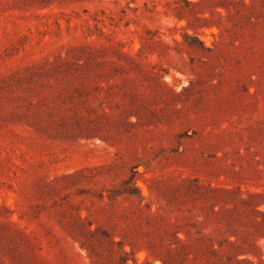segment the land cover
Here are the masks:
<instances>
[{
    "label": "rangeland",
    "instance_id": "obj_1",
    "mask_svg": "<svg viewBox=\"0 0 264 264\" xmlns=\"http://www.w3.org/2000/svg\"><path fill=\"white\" fill-rule=\"evenodd\" d=\"M0 264H264V0H0Z\"/></svg>",
    "mask_w": 264,
    "mask_h": 264
},
{
    "label": "trees",
    "instance_id": "obj_2",
    "mask_svg": "<svg viewBox=\"0 0 264 264\" xmlns=\"http://www.w3.org/2000/svg\"><path fill=\"white\" fill-rule=\"evenodd\" d=\"M192 3V2H191Z\"/></svg>",
    "mask_w": 264,
    "mask_h": 264
}]
</instances>
